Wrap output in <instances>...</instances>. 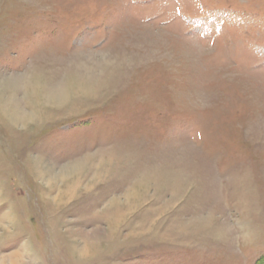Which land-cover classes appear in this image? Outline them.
<instances>
[{
    "label": "rangeland",
    "instance_id": "1",
    "mask_svg": "<svg viewBox=\"0 0 264 264\" xmlns=\"http://www.w3.org/2000/svg\"><path fill=\"white\" fill-rule=\"evenodd\" d=\"M0 264H264V0H0Z\"/></svg>",
    "mask_w": 264,
    "mask_h": 264
},
{
    "label": "bare ground",
    "instance_id": "2",
    "mask_svg": "<svg viewBox=\"0 0 264 264\" xmlns=\"http://www.w3.org/2000/svg\"><path fill=\"white\" fill-rule=\"evenodd\" d=\"M64 90V89H63ZM63 90H60L59 92H57V93H53L52 95V98H54V101H56V100H59V99H61V97L63 98ZM49 95V96H48ZM47 96L48 97H51V94L49 93V94H47ZM66 99V98H65Z\"/></svg>",
    "mask_w": 264,
    "mask_h": 264
}]
</instances>
